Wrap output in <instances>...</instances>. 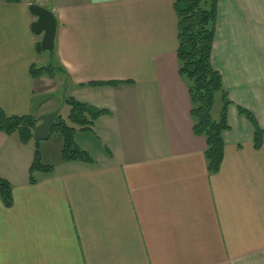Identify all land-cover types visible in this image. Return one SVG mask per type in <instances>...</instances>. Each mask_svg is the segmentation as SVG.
<instances>
[{"label":"crops","instance_id":"1","mask_svg":"<svg viewBox=\"0 0 264 264\" xmlns=\"http://www.w3.org/2000/svg\"><path fill=\"white\" fill-rule=\"evenodd\" d=\"M177 1L0 0L2 110L32 114L35 96L66 85L110 112L75 134L92 164L51 162L50 138L40 149L54 170L33 184L35 143L0 133V178L13 187V206L0 198V264H264V142L239 112L264 130V0H218L211 62L231 130L214 175L179 74ZM35 4L58 20L43 61ZM49 64L65 73L32 77Z\"/></svg>","mask_w":264,"mask_h":264},{"label":"trees","instance_id":"2","mask_svg":"<svg viewBox=\"0 0 264 264\" xmlns=\"http://www.w3.org/2000/svg\"><path fill=\"white\" fill-rule=\"evenodd\" d=\"M8 1L18 2L19 0ZM175 10L178 16L179 74L189 92L194 133L206 140L205 157L208 171L214 175L220 171L224 160L226 146L224 133L231 130L228 120L231 101L224 88L222 75L213 68L211 62L217 26L218 0H178ZM37 50L39 53L44 52L41 42L37 43ZM64 73L63 68L53 64L31 68V75L34 78L56 79L57 76ZM218 95L221 96L223 105L220 118L216 120L213 117V109ZM66 104L71 108L69 115L67 118H63L60 114L50 132V138L55 132L62 137V160L92 164L94 161L91 155L75 142V134L93 130L95 121L110 112L97 109L71 97ZM239 112L253 124L255 128L254 143L255 147L259 149L264 142V130L257 124L250 112L242 108H239ZM38 124L37 114L9 116L0 107V133L15 136L24 144L35 143V160L30 171L31 184L36 182L35 174L37 172L54 170L53 166L45 165L42 162L41 142L34 139V131ZM0 198L7 207L13 206V187L3 178H0Z\"/></svg>","mask_w":264,"mask_h":264},{"label":"water","instance_id":"3","mask_svg":"<svg viewBox=\"0 0 264 264\" xmlns=\"http://www.w3.org/2000/svg\"><path fill=\"white\" fill-rule=\"evenodd\" d=\"M31 13L38 19L32 24L33 32L38 36H43L41 46L43 50L54 52L55 41L58 29V20L53 11L42 7L40 5H32L30 7ZM68 86H65L62 91V104L57 109L42 114L38 117L39 124L34 131V138L38 141H46L50 138V132L54 128L56 121L58 120L60 113L68 101L67 97ZM55 94L45 93L35 96L32 100V113H37L43 105L53 99Z\"/></svg>","mask_w":264,"mask_h":264},{"label":"rangeland","instance_id":"4","mask_svg":"<svg viewBox=\"0 0 264 264\" xmlns=\"http://www.w3.org/2000/svg\"><path fill=\"white\" fill-rule=\"evenodd\" d=\"M43 54L41 55V59L42 61L46 58L49 57V54L47 51L42 52ZM61 92V91H60ZM62 104V97H61V93L56 94L55 97L53 99H51L50 101H48L44 106L46 107L47 112L53 111L55 109H57L58 107H60ZM222 99L221 96L218 95L216 97V102H215V106L213 109V115L214 116H218L219 112L222 109ZM44 106L42 107V109L44 108ZM71 110V108L69 107L68 104H65L62 111H61V115L63 116V118H67L69 115V111ZM49 141V144L52 147V150L50 152H52L51 157V162H56L55 160H59L60 158V149L62 146V137L59 135V133L55 132L52 134V137ZM47 141V142H48ZM46 142V143H47Z\"/></svg>","mask_w":264,"mask_h":264}]
</instances>
